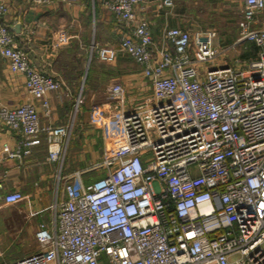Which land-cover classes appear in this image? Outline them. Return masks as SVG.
Returning <instances> with one entry per match:
<instances>
[{
  "label": "built area",
  "instance_id": "2783aa9c",
  "mask_svg": "<svg viewBox=\"0 0 264 264\" xmlns=\"http://www.w3.org/2000/svg\"><path fill=\"white\" fill-rule=\"evenodd\" d=\"M101 2L128 27L119 48L152 93L110 120L122 129L120 145L58 175L64 196L50 225L39 221L38 248L0 264H264V0H242L233 42L254 43V56L208 65L219 53L215 30L164 26L154 40L141 13L146 0ZM6 11L0 1V19ZM70 37L60 28L54 46ZM93 47L100 61L116 58L111 45ZM0 53L49 111L46 92L61 80L38 70L1 22ZM124 94L121 81L107 87L110 101ZM0 121L19 135L9 155L20 156L44 131L48 158L62 163L71 124L41 126L32 101L0 106ZM89 172L101 174L86 181ZM22 198L20 190L0 196L5 204Z\"/></svg>",
  "mask_w": 264,
  "mask_h": 264
},
{
  "label": "crops",
  "instance_id": "0c3cea01",
  "mask_svg": "<svg viewBox=\"0 0 264 264\" xmlns=\"http://www.w3.org/2000/svg\"><path fill=\"white\" fill-rule=\"evenodd\" d=\"M0 1L7 5V11L1 16L0 22L8 25L15 33L16 40L38 70L61 80L57 89L46 92L49 100V111L46 112L41 107L40 100L27 91L24 76L11 71L8 60L0 53V106L13 107L32 101L38 107L41 126L72 125L60 164L59 161L48 158L44 131L39 133L37 141L20 156L9 155L15 149L19 135L0 121V196L20 190L23 198L11 204L23 205L24 212L30 210L35 215V222L44 221L50 225L54 203L64 196L58 175L82 169L102 157L111 146L116 148L120 145L122 129L110 120L117 113L127 112L143 98L150 96L151 83L131 56L119 48L121 32L129 29L103 6L101 0ZM155 1L146 0L145 8L141 11L150 20L154 40L164 26L206 29L191 26L193 23H188L182 16L187 10L197 8L194 0H173L171 7L161 8L156 7ZM241 2L242 0L239 1L240 8ZM239 17L240 13L238 19ZM18 23L20 30L17 32L13 28ZM60 28H65L71 37L67 43L54 46ZM237 33L238 24L235 38ZM92 45H111L117 48L116 58L111 62L100 61L96 47L91 48ZM215 45L223 49L222 43H218L217 39ZM218 51L220 52L219 49ZM229 51L233 52L232 49ZM235 57H240V54ZM78 58H81L80 62L77 61ZM85 59L86 66L89 67L82 77L80 71ZM221 62L226 61L222 58ZM69 74L75 77H67ZM114 81H121L125 86L121 101H110L107 97V87ZM84 90L88 101L77 109V96ZM99 93H105L106 98H99ZM38 223L33 226L35 232Z\"/></svg>",
  "mask_w": 264,
  "mask_h": 264
},
{
  "label": "rangeland",
  "instance_id": "374dc122",
  "mask_svg": "<svg viewBox=\"0 0 264 264\" xmlns=\"http://www.w3.org/2000/svg\"><path fill=\"white\" fill-rule=\"evenodd\" d=\"M196 9L187 10L182 16L188 23H193V27L198 29H213L217 33V41L221 42L223 49L218 48L220 52L217 57L207 61L206 65L213 63H222L221 59L230 62V59L240 54L243 50L248 49V43L234 45V38L237 32V19L239 16L240 0H194ZM234 39V40H233ZM221 45V44H220ZM232 49V51L226 49ZM223 55V57H222ZM103 62V61H102ZM86 59L82 63L81 76L85 75L88 65ZM103 64V63H100ZM90 65V64H89ZM92 65V63H91ZM106 65V64H105ZM108 69V68H107ZM88 70V69H87ZM99 98H106L105 93H99ZM87 93L84 90L81 95L77 96L76 107L86 103ZM75 103V102H74ZM74 105V104H73ZM78 111V110H77ZM119 127V126H118ZM102 159L94 160L88 166ZM100 172L91 174V178L99 176ZM86 179V175L83 176ZM23 205L5 204L0 201V260H13L23 255L31 253L38 248V242L35 237L33 226L37 223L34 221L35 215L30 210L24 212Z\"/></svg>",
  "mask_w": 264,
  "mask_h": 264
},
{
  "label": "trees",
  "instance_id": "16d2710c",
  "mask_svg": "<svg viewBox=\"0 0 264 264\" xmlns=\"http://www.w3.org/2000/svg\"><path fill=\"white\" fill-rule=\"evenodd\" d=\"M247 48L248 49H245V50H243L241 53H240V57H242V58H247V57H251V56H254V54H255V50H256V46L254 45V43H251V42H249L248 43V46H247ZM80 60H81V58H78V62H80ZM78 71V70H77ZM80 73H81V71H80ZM69 76V78H74L75 77V75H72V74H69V75H67V77ZM92 173H94V172H89V173H87L86 174V181L87 180H89V179H91V174ZM96 173V172H95ZM100 176V175H99ZM98 177V176H97ZM96 178V177H95ZM13 260H15V259H13Z\"/></svg>",
  "mask_w": 264,
  "mask_h": 264
},
{
  "label": "water",
  "instance_id": "95a60500",
  "mask_svg": "<svg viewBox=\"0 0 264 264\" xmlns=\"http://www.w3.org/2000/svg\"><path fill=\"white\" fill-rule=\"evenodd\" d=\"M13 29L18 32L20 30V23H18Z\"/></svg>",
  "mask_w": 264,
  "mask_h": 264
}]
</instances>
